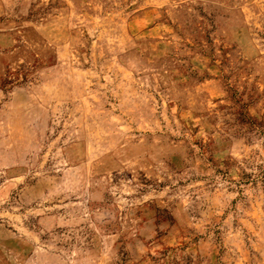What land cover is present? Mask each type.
<instances>
[{
    "label": "rangeland",
    "instance_id": "obj_1",
    "mask_svg": "<svg viewBox=\"0 0 264 264\" xmlns=\"http://www.w3.org/2000/svg\"><path fill=\"white\" fill-rule=\"evenodd\" d=\"M0 264H264V0H0Z\"/></svg>",
    "mask_w": 264,
    "mask_h": 264
}]
</instances>
